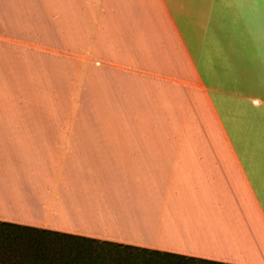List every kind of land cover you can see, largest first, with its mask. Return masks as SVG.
Masks as SVG:
<instances>
[{
  "label": "crops",
  "instance_id": "0c3cea01",
  "mask_svg": "<svg viewBox=\"0 0 264 264\" xmlns=\"http://www.w3.org/2000/svg\"><path fill=\"white\" fill-rule=\"evenodd\" d=\"M0 226L264 264V0H0Z\"/></svg>",
  "mask_w": 264,
  "mask_h": 264
},
{
  "label": "rangeland",
  "instance_id": "374dc122",
  "mask_svg": "<svg viewBox=\"0 0 264 264\" xmlns=\"http://www.w3.org/2000/svg\"><path fill=\"white\" fill-rule=\"evenodd\" d=\"M214 246V250H215ZM226 255L249 258L246 255ZM255 257V255H254ZM254 257L252 259H254ZM0 264H196L158 260L155 254L0 226Z\"/></svg>",
  "mask_w": 264,
  "mask_h": 264
},
{
  "label": "trees",
  "instance_id": "16d2710c",
  "mask_svg": "<svg viewBox=\"0 0 264 264\" xmlns=\"http://www.w3.org/2000/svg\"><path fill=\"white\" fill-rule=\"evenodd\" d=\"M15 229H18V228H15ZM18 230H21V229H18ZM23 231H27V230H23ZM30 232H32V231H30ZM33 232L36 233V231H33ZM38 233H40V232H38Z\"/></svg>",
  "mask_w": 264,
  "mask_h": 264
}]
</instances>
